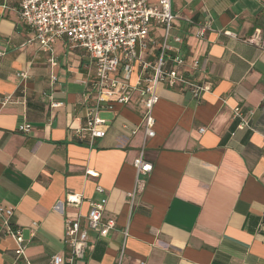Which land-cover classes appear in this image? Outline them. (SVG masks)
<instances>
[{
  "label": "crops",
  "instance_id": "0c3cea01",
  "mask_svg": "<svg viewBox=\"0 0 264 264\" xmlns=\"http://www.w3.org/2000/svg\"><path fill=\"white\" fill-rule=\"evenodd\" d=\"M18 2L0 0V100L15 101L0 106V207L13 209L9 224L23 230L31 263L66 257L67 218L106 198L104 220L116 228L105 238L90 230L80 264H264V52L257 46L264 47V0H172L175 15L211 23L213 31L199 39L195 27L176 20L169 40L187 63V78L210 90L195 99L185 87L160 89L156 136L146 147L153 171L132 207L127 195L142 135L131 130L144 107L134 95L102 113L104 138L78 139L95 103L84 84L94 81L92 60L62 40L52 66L19 19ZM151 31L160 42L162 30ZM236 108L251 115V129H238ZM23 124L29 133L19 132ZM69 194L82 195L81 206L55 211ZM6 230L0 215V264H23Z\"/></svg>",
  "mask_w": 264,
  "mask_h": 264
},
{
  "label": "built area",
  "instance_id": "2783aa9c",
  "mask_svg": "<svg viewBox=\"0 0 264 264\" xmlns=\"http://www.w3.org/2000/svg\"><path fill=\"white\" fill-rule=\"evenodd\" d=\"M9 1L4 0V5ZM16 11L21 22L33 34L40 51L49 55L52 66L56 65L54 46L62 40H66L72 49H85L92 60L95 78L93 82L84 84L89 85L95 94V103L86 108L84 126L76 133L78 139L92 144L95 139L104 138L109 121L102 117V113L113 111L117 105H129L137 95L144 107V115L141 124L131 130L133 136L139 132L142 135V145L133 163L135 184L127 195L132 207L143 190L144 177L153 171L152 163L146 158V147L156 136L153 111L160 100V89L185 87L195 99L210 90L208 85L187 78L186 61L178 49L170 46L174 22H188L196 28L195 37L199 39L213 31L211 23L194 22L175 15L172 0H19ZM154 27L163 30L160 42L152 36ZM223 34L235 36L230 32ZM174 41L182 43L179 37ZM257 46L264 52V47ZM153 48L157 49L156 53H151ZM192 67L197 68L198 62H193ZM18 76L26 79L28 75L21 72ZM14 102V96H6L0 100V106ZM61 105L53 104L54 107ZM234 117L240 121L239 130L251 129V118L246 117L240 108L234 109ZM18 130L29 133L31 125L23 124ZM86 175L99 177V173L92 170H88ZM97 191L102 194L104 189L98 187ZM82 203V195L69 194L55 205L54 210L63 212L64 207L79 208ZM106 205L107 199L102 198L98 202H90L86 215L78 213L75 218H67L64 242L68 255L64 258L54 255L49 264H80L89 247V231L105 238L116 228L114 220H104ZM0 215L5 219L6 235L16 244L17 260L32 264L26 254L28 243L23 230L9 224L13 209L0 207ZM34 227L37 224L34 223ZM128 236V230L124 231L125 240Z\"/></svg>",
  "mask_w": 264,
  "mask_h": 264
},
{
  "label": "rangeland",
  "instance_id": "374dc122",
  "mask_svg": "<svg viewBox=\"0 0 264 264\" xmlns=\"http://www.w3.org/2000/svg\"><path fill=\"white\" fill-rule=\"evenodd\" d=\"M160 30H162V29H160ZM162 32H163V30H162Z\"/></svg>",
  "mask_w": 264,
  "mask_h": 264
}]
</instances>
